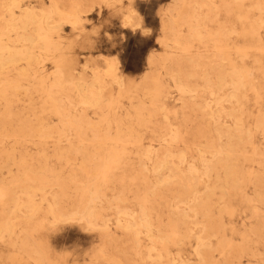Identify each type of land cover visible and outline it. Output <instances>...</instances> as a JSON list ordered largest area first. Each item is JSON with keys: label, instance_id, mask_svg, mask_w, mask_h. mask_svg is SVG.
<instances>
[{"label": "rangeland", "instance_id": "374dc122", "mask_svg": "<svg viewBox=\"0 0 264 264\" xmlns=\"http://www.w3.org/2000/svg\"><path fill=\"white\" fill-rule=\"evenodd\" d=\"M31 1L0 57V123L29 122L0 128V264H264V0ZM212 134L234 175L209 185Z\"/></svg>", "mask_w": 264, "mask_h": 264}, {"label": "bare ground", "instance_id": "6f19581e", "mask_svg": "<svg viewBox=\"0 0 264 264\" xmlns=\"http://www.w3.org/2000/svg\"><path fill=\"white\" fill-rule=\"evenodd\" d=\"M32 4H33V1L31 0H8L5 2L4 0L0 1V19H1V23H0V54L1 55L0 57L6 54V52L10 53L11 48H12L11 42L13 41V39H12V36L8 34V32L13 29L8 30L7 27L12 25L13 21L19 19L20 15L28 13V11H30V9L33 8ZM7 23H10V24L6 26ZM13 58H15V56ZM1 78L2 80L0 82V93H1L0 94V107H1L0 112L4 111L2 112V114L3 116L5 114L6 117L5 116L4 117L7 120V117H10L13 115L12 110L9 108L11 106L10 101L7 100L8 97L5 95L7 88H9L11 85V82L9 80V77L6 74H2ZM69 115L72 117L71 114ZM28 124L29 122L27 120L25 119L22 120L21 118H19L18 123L15 125L14 123L10 121H1L0 128L6 131L17 130L19 128H27ZM43 124L44 122H42V126H45V124L44 125ZM42 128L44 129V127ZM227 141H229V138L227 139ZM210 142L211 144L204 146L206 149H209L207 150V152L210 154V158H211L210 163L205 165L206 171L208 173H211L212 171L215 172V175L208 180L209 185L213 184L214 182H218L222 178V171H224L225 177H230L234 175V171L231 169V166L229 164V161L232 159V156L227 155L226 157H224L223 155V153L227 150L228 144L221 140L220 134H212V138ZM212 194L213 193H209V194H206L204 197H201V206L203 208H207L211 204Z\"/></svg>", "mask_w": 264, "mask_h": 264}]
</instances>
